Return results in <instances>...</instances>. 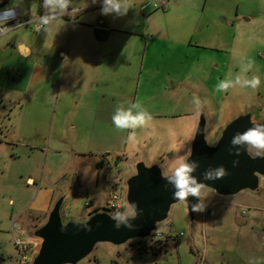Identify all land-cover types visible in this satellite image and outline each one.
Segmentation results:
<instances>
[{"label": "crops", "instance_id": "1", "mask_svg": "<svg viewBox=\"0 0 264 264\" xmlns=\"http://www.w3.org/2000/svg\"><path fill=\"white\" fill-rule=\"evenodd\" d=\"M1 1L6 5L10 0ZM19 1L10 3V8L18 9ZM25 1L37 5L34 23L44 14L43 0ZM167 1L165 9L152 10L150 0H128L126 15H102V0H73L82 9L75 18L66 15L52 22L47 32L38 31L31 47L17 36L2 42L1 53L7 51L24 82L22 88H6L8 94L22 103L21 109L29 103L37 114L52 112L57 132L66 119L70 135L56 133L55 143L86 146L84 153L75 154L83 163L75 164L73 174L78 192L87 193L93 186L104 193V205L93 212L105 208L110 193V184L99 183L98 168L104 159L97 160L98 154H113L120 160L145 158L147 167L154 165L155 157L187 159L199 120L203 118L207 127L210 117L220 121L226 112L221 100L219 115L210 113L202 92L213 77L208 62L216 24L225 26L231 18L228 0ZM197 97L199 108L193 103ZM129 100L138 101L153 117L148 127L135 130L133 139L128 138L131 129L117 131L112 123L117 104L123 102L127 109ZM244 106L236 105L219 126L252 113ZM25 182L34 185L32 176ZM42 191L47 190L38 188L36 197ZM60 198L70 197L64 191ZM96 199L97 193L92 197Z\"/></svg>", "mask_w": 264, "mask_h": 264}, {"label": "rangeland", "instance_id": "2", "mask_svg": "<svg viewBox=\"0 0 264 264\" xmlns=\"http://www.w3.org/2000/svg\"><path fill=\"white\" fill-rule=\"evenodd\" d=\"M15 1L10 0L3 9L10 8V3ZM228 3L231 18L225 26L216 24L208 62L212 65L213 77L202 92L206 97L203 105L210 113L219 115L217 110L221 100L226 108L220 121L210 117L204 129L203 137L210 146L215 145L224 130L219 123L236 105H248L256 117L253 121L264 124V0H228ZM17 7L20 13L14 21L17 25L0 36V49L5 39L13 36L28 47L37 42L38 31L33 29L31 21L36 15V3L22 0ZM26 21L27 25H18ZM1 52L0 264H19L21 256L16 244L30 241L34 225L45 222L44 215L47 218L59 206L58 220L64 231L71 222L86 221L90 212L104 205L105 198L100 187L95 191L92 186L93 190L87 193L77 191L73 171L75 164L83 162L77 161L79 157L75 154L84 153L86 146L53 141L56 133L64 137L70 135L66 119L62 120V128L58 127L57 132L55 123L52 125V112L37 114L29 103L20 108L22 103L18 105L6 88L19 89L24 82L17 72L18 65L7 51ZM249 61L253 67L247 73L248 77L256 75L261 81L257 89L237 86L227 92L216 91L220 81L234 80L242 64ZM247 152L250 157L259 156L264 163V152ZM96 158L104 159L103 166L98 168L100 185L104 187L115 183L123 188L120 211H105L106 208H99V211L110 218L117 213L133 218L135 213L125 202L124 186L128 177L137 173L148 161L145 158L120 160L113 154L102 153ZM173 160L155 157L152 161L159 175L164 177L171 170ZM27 176L33 177L34 185L25 182ZM261 176L258 178L260 184L255 182L252 187L226 196L210 193L211 189L204 185L201 203L205 205V210L200 213L189 214L183 201L172 202L166 217L155 222L163 234L159 249L146 248L143 252L133 241L120 245L100 242L75 264H264V174ZM40 187L47 191L36 197V190ZM64 191L70 197L67 200L60 199ZM96 193L98 199L93 201V194ZM86 202L90 203L88 207ZM31 257L27 264H30Z\"/></svg>", "mask_w": 264, "mask_h": 264}, {"label": "water", "instance_id": "3", "mask_svg": "<svg viewBox=\"0 0 264 264\" xmlns=\"http://www.w3.org/2000/svg\"><path fill=\"white\" fill-rule=\"evenodd\" d=\"M4 5L0 3V9ZM251 115V112H247L227 123L214 146L208 145L203 137L205 120L201 118L197 124L186 160L199 162L200 167L193 175L220 196L231 195L252 187L255 182L259 183L258 178L264 174V163L259 156L250 157L244 148H241L238 156L229 153L230 140L235 132H243L257 124L264 125L253 121ZM233 161H238V164L233 166ZM221 165L226 169L227 175L221 179L204 180L202 174L206 169ZM154 166L140 167L137 173L128 177L124 186V197L127 199L125 202L135 213V216L129 219L134 225L132 229L125 226L117 229L113 218L97 210L83 223L71 222L62 231L58 220L59 206H56L45 222L34 228L30 240L37 242V249L31 257L30 264H75L87 256L96 243L120 245L148 238L153 231L158 230L155 222L166 217L169 205L175 201L172 186H166L167 181L159 175ZM254 174L258 176L255 177ZM197 201L198 199L192 196L183 201L189 214L193 213L191 206Z\"/></svg>", "mask_w": 264, "mask_h": 264}, {"label": "clouds", "instance_id": "4", "mask_svg": "<svg viewBox=\"0 0 264 264\" xmlns=\"http://www.w3.org/2000/svg\"><path fill=\"white\" fill-rule=\"evenodd\" d=\"M96 0H93L95 3ZM42 7L44 8V14L36 18V30L47 32L51 23L62 18L66 15L75 18V16L82 10L77 8L73 4V0H43ZM131 5L128 0H102L101 14L109 15H126ZM252 63L249 61L243 63L240 72L235 76V79H225L220 81L216 86V91L227 92L229 89H234L239 86L241 89L251 88L257 89L261 83L259 76L253 75L248 77L247 73L252 70ZM130 107L125 109L124 103L120 102L115 108V112L112 116V123L117 131H125L131 129L129 133V139H133L136 136L135 130L137 128L148 127L153 117L151 114L141 107V104L127 101ZM193 103L197 108L201 106V101L197 97ZM133 109H137L134 113ZM231 148L229 153L233 155H240L241 148L251 152L255 150L257 154L264 152V125H253L243 132L237 131L233 134L230 140ZM234 150V151H233ZM238 161H233V166H236ZM200 167L198 161L186 160L183 157H176L171 164L170 174H165L164 179L167 181V185H171L173 189V199L179 201H187L189 196L196 197L198 202L192 204L191 210L195 213H200L205 210V205L201 203V190L204 184L193 175ZM226 169L221 165L216 168H208L203 172L204 180H216L221 179L227 175ZM115 221V227L119 229L121 226H125L129 229L134 227L129 222V219L117 213L113 217Z\"/></svg>", "mask_w": 264, "mask_h": 264}, {"label": "built area", "instance_id": "5", "mask_svg": "<svg viewBox=\"0 0 264 264\" xmlns=\"http://www.w3.org/2000/svg\"><path fill=\"white\" fill-rule=\"evenodd\" d=\"M150 6L152 10H163L165 9L169 2L167 0H150ZM20 17L19 9L17 8H8V9H0V33H4L7 30L14 28L17 24H14ZM27 25L28 21L21 23L18 25ZM36 22L33 23V29L36 30ZM123 194V188L116 185L115 183L110 184V193L108 200L106 202L105 208L108 211L118 212L121 210V198ZM90 203H85V206L88 207ZM163 234L160 229L155 230L151 233L148 238L145 239H136L133 241L135 246L143 247V248H156L159 249V243L162 242ZM18 251L20 253L19 264H27L31 255L36 252L37 242L35 240H30L28 243H17L16 244Z\"/></svg>", "mask_w": 264, "mask_h": 264}, {"label": "trees", "instance_id": "6", "mask_svg": "<svg viewBox=\"0 0 264 264\" xmlns=\"http://www.w3.org/2000/svg\"><path fill=\"white\" fill-rule=\"evenodd\" d=\"M145 249H146V248L140 247V250L143 251V252H146ZM151 252H153V254H155V250H152Z\"/></svg>", "mask_w": 264, "mask_h": 264}, {"label": "flooded vegetation", "instance_id": "7", "mask_svg": "<svg viewBox=\"0 0 264 264\" xmlns=\"http://www.w3.org/2000/svg\"><path fill=\"white\" fill-rule=\"evenodd\" d=\"M135 245V244H134Z\"/></svg>", "mask_w": 264, "mask_h": 264}]
</instances>
